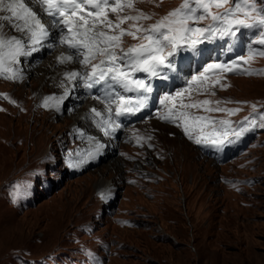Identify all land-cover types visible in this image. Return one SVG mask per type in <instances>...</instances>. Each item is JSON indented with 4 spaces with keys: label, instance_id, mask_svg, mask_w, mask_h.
Wrapping results in <instances>:
<instances>
[{
    "label": "rangeland",
    "instance_id": "1",
    "mask_svg": "<svg viewBox=\"0 0 264 264\" xmlns=\"http://www.w3.org/2000/svg\"><path fill=\"white\" fill-rule=\"evenodd\" d=\"M182 2L134 0L153 17L145 26ZM2 31L27 38L9 22ZM256 31L238 34L248 45ZM213 41L201 45L203 53ZM138 42L123 38L125 48ZM47 53L57 62L44 61L49 72L34 73L46 53L21 56L23 78L0 80V264H264V128L246 133L253 135L225 159L214 147L201 154L182 128L159 120L128 125L121 143L99 138L88 117L93 101L81 97L80 87L66 82L70 94L59 111L41 106L64 93L55 80L64 70L61 53ZM242 66L264 69V56ZM79 69L71 63V71ZM219 79L225 87L213 84L214 95L193 93L192 100L241 111L230 117L203 108L193 113L230 119L234 126L252 114L253 104L264 113V75L224 72ZM91 136L105 145L102 154L70 167L93 146Z\"/></svg>",
    "mask_w": 264,
    "mask_h": 264
},
{
    "label": "snow or ice",
    "instance_id": "2",
    "mask_svg": "<svg viewBox=\"0 0 264 264\" xmlns=\"http://www.w3.org/2000/svg\"><path fill=\"white\" fill-rule=\"evenodd\" d=\"M30 2L51 18L50 26L41 22L37 12L25 0H0V12L6 13L0 16V20L9 22L27 36V41L15 36L5 37L3 25H0V77L22 79V71L17 67L21 56H31L42 48L66 47L68 54H61L58 63L78 62L82 69L66 72L67 84L82 86L89 91L101 86L98 91L102 95H93L92 99L103 104L104 111L92 108L90 112L92 120L106 136L114 135L121 127L120 117L136 116L149 107L154 92L151 81L169 79L168 73L176 69L174 57L179 52L195 50L205 41L226 37L237 39L242 29L257 30L255 38L248 42L246 56L241 55L231 63L207 64L198 75L187 80L186 87L173 93H163L158 98L162 109L156 113V118L182 128L194 143L210 145L217 150L239 141L256 128H264V113H258L255 104L251 106L252 114L235 126L230 119L196 115L191 111L203 108L205 112H224L229 117L241 111L239 108H222L221 101L192 100V94L214 95L209 89L213 84L225 87L219 79L224 72L264 75V69L242 66L257 56H264V0H183L178 7L147 26L142 22L153 17L136 9L134 0ZM128 10L136 14L132 15ZM126 12L128 14L121 15ZM109 13L115 19H110ZM204 21L209 23L201 26ZM126 23L128 27H122ZM50 28L56 29L58 36ZM125 36L139 42L125 48ZM253 44L258 47H252ZM138 73L143 75L138 76ZM60 87L64 88L63 95L46 97L42 107L60 110L61 103L70 94V88L64 82ZM4 98L7 99L6 96ZM185 98L190 102L186 103ZM210 103L216 106L207 107ZM135 138L137 143L144 139ZM88 139L94 140L93 137ZM104 147V144L94 143L80 161L69 166L79 168L87 164L101 155ZM19 188L20 185H16L17 191Z\"/></svg>",
    "mask_w": 264,
    "mask_h": 264
},
{
    "label": "bare ground",
    "instance_id": "3",
    "mask_svg": "<svg viewBox=\"0 0 264 264\" xmlns=\"http://www.w3.org/2000/svg\"><path fill=\"white\" fill-rule=\"evenodd\" d=\"M25 1H28V3L31 4L30 0H25ZM31 6L33 7V10H35V11L38 10V9H37V6H34V5H32V4H31ZM5 14H6V13H2V12H0V16H3V15H5ZM109 15H110V14H109ZM110 17H111V16H110ZM17 23H19V22H17ZM1 24L3 25V28H6L8 22L5 21V22H2ZM3 32H4V31H2V34H3ZM4 35H5V34H4ZM41 52H42V53H46V60L41 59V60L43 61V63H41V64L39 65V67L37 68L36 71H34V73H35V72L38 73V72H40V71H42V70L45 71V72H49V66H47V64H45L44 61L56 62V60H55V58L53 57V55L47 53L46 48H42L40 51L33 53L31 57H33V56H37V55H40ZM49 52H50V50H49ZM44 55H45V54H44ZM39 57H40V56H39ZM36 61H37V60H36ZM25 62H27V61H24V64H25L24 66H25V67H28V68L30 69V68H31V64H29V63H25ZM30 63H31V62H30ZM39 63H40V62H39ZM56 63H57V62H56ZM35 64H36V62H35ZM62 66L64 67V70H61V71L57 74V77H55V80L58 81L59 83L64 82V83L66 84L64 74H65L66 72L71 71V70H70L71 63H65V64H62ZM18 68H19V67H18ZM33 69H34V68H33ZM45 81H46V83H51V82H52V80H51L50 78H47ZM77 90H78V89H77ZM42 103H43V102H42ZM73 111H74V110H73ZM72 115H73V114H72ZM58 116H59V115H58ZM80 120H81V119H80ZM77 128H78V127H77ZM88 143L93 145L94 143H96V141H95V140L90 141V140L88 139ZM80 149H81V148H80ZM181 153H183V152H181ZM184 159H185V158H184Z\"/></svg>",
    "mask_w": 264,
    "mask_h": 264
}]
</instances>
